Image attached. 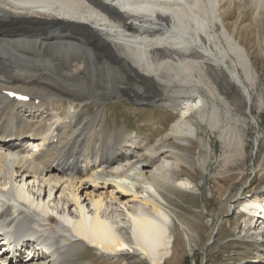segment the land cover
<instances>
[{"label": "bare ground", "instance_id": "obj_1", "mask_svg": "<svg viewBox=\"0 0 264 264\" xmlns=\"http://www.w3.org/2000/svg\"><path fill=\"white\" fill-rule=\"evenodd\" d=\"M59 1L0 0V230L18 246L0 264H93L73 260L85 247L119 264H165L175 236L162 189L193 187L177 141L196 138L209 154L204 123L242 154L252 109H264L253 62L264 59V0ZM10 91L29 100L12 101ZM118 95L175 118L148 144L101 117ZM165 153L169 169L146 170ZM27 180L49 186L51 198L68 191L74 209H54ZM241 211L252 215L255 245L242 264H264V184Z\"/></svg>", "mask_w": 264, "mask_h": 264}, {"label": "rangeland", "instance_id": "obj_2", "mask_svg": "<svg viewBox=\"0 0 264 264\" xmlns=\"http://www.w3.org/2000/svg\"><path fill=\"white\" fill-rule=\"evenodd\" d=\"M242 36H245V32H242ZM253 44L249 49L253 48L251 51L258 52L257 43ZM253 62L258 67L260 84L264 85V59H253ZM143 81L137 78L136 84L142 86ZM148 81L153 83L150 79ZM226 91L231 95L230 90ZM236 106L238 107L237 104ZM87 108L91 116L95 114L96 107L93 103H89ZM102 113L101 117L105 116L109 127L116 125L117 129L124 127L126 133L136 132L148 144L162 136L175 118L170 108L158 103L134 102L125 95L108 100ZM251 115L252 123L249 122L244 129L242 154L245 155H237L233 147L229 149L223 139L219 138L218 132L211 131L204 123L200 125L198 134L209 142V154L196 138H190L191 145L177 141L181 149L179 153L186 162L180 163L184 169L181 176L188 177L193 187L190 190L162 189L167 201L165 206L173 213L170 226L175 236L174 253L165 260V264H242L253 255L255 245L247 230L252 215L242 212L241 204L245 197L264 184V109L258 111L253 108ZM160 161L156 163L161 164L160 168L156 169V164H152L146 170L159 173L169 169L172 157L165 153ZM1 181L0 188L3 185ZM27 181L29 189L35 195L41 193V198L53 199L49 203L54 209L62 210L64 203H67L65 208L74 209L68 202V191L61 196L56 193L55 198H51L47 192L49 186H44L41 181ZM237 197L238 200H235ZM83 202L91 209L88 199ZM126 205L130 208H146L139 201H129ZM53 216H56L54 212ZM212 236L213 240L207 246L206 243ZM73 260L76 263L88 261L93 264H119L118 261L99 256L89 247L76 252ZM135 264L148 263L138 259Z\"/></svg>", "mask_w": 264, "mask_h": 264}, {"label": "water", "instance_id": "obj_3", "mask_svg": "<svg viewBox=\"0 0 264 264\" xmlns=\"http://www.w3.org/2000/svg\"><path fill=\"white\" fill-rule=\"evenodd\" d=\"M214 234H215V232H213V235H214ZM212 240H213V236H212L211 240H210L209 242L206 243V245L208 246V245L212 242Z\"/></svg>", "mask_w": 264, "mask_h": 264}]
</instances>
